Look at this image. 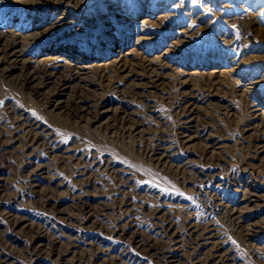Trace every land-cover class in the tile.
I'll use <instances>...</instances> for the list:
<instances>
[{
	"label": "rangeland",
	"instance_id": "obj_1",
	"mask_svg": "<svg viewBox=\"0 0 264 264\" xmlns=\"http://www.w3.org/2000/svg\"><path fill=\"white\" fill-rule=\"evenodd\" d=\"M0 264H264V0H0Z\"/></svg>",
	"mask_w": 264,
	"mask_h": 264
},
{
	"label": "bare ground",
	"instance_id": "obj_2",
	"mask_svg": "<svg viewBox=\"0 0 264 264\" xmlns=\"http://www.w3.org/2000/svg\"><path fill=\"white\" fill-rule=\"evenodd\" d=\"M72 76H73V75H72ZM76 76H77V75H76ZM187 107H188V106H187ZM185 110H187V108H186ZM185 110H184V111H185ZM258 145H259V144H258ZM164 229H165V228H164ZM160 231H161V230H160ZM141 242H142V241H141ZM141 242H140V243H141Z\"/></svg>",
	"mask_w": 264,
	"mask_h": 264
}]
</instances>
